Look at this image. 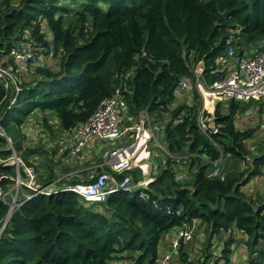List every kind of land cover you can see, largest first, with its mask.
Returning <instances> with one entry per match:
<instances>
[{
	"label": "trees",
	"instance_id": "1",
	"mask_svg": "<svg viewBox=\"0 0 264 264\" xmlns=\"http://www.w3.org/2000/svg\"><path fill=\"white\" fill-rule=\"evenodd\" d=\"M238 28L240 42L264 37V0H0V59L16 69L11 53L22 41L34 53L20 75L15 101L13 85L0 79V126L6 132L0 131V192L5 193L0 194V264H158L171 251L176 234L171 231L187 221H196L194 235L205 238L204 248L193 259L182 242L169 264H230L238 245L244 246L241 255L246 253L243 264H264V192L245 187L263 173L264 138L252 150L248 142L260 138L257 128L240 129L236 121L254 108L263 116L264 102L229 100L223 106L220 101L214 114L219 130L209 138L198 124V91L191 104L174 94L200 62L207 81L217 79V57ZM43 56L52 59L45 62ZM135 66V77L126 83V125L147 109L162 123L160 141L172 154L165 161L164 155L156 158L159 172L147 187L118 190L89 204L63 190L82 180L62 178L56 187L60 176L50 165L38 171L37 181L40 188H53L51 194L35 195L25 184L12 187L18 169L7 159L17 152L26 165L36 166L46 153L25 144L24 128L37 126L30 114L43 112L46 128L54 116L69 132L87 121L120 84V74ZM12 130L21 135V147L9 135ZM227 155L247 160V167L224 170ZM186 156L188 172L181 181L178 167ZM220 158L224 179L212 174V161ZM97 170L96 177L110 167ZM20 173L26 177L23 169ZM114 174L120 181L129 174L132 182L143 179L140 169ZM216 242L221 243L215 251Z\"/></svg>",
	"mask_w": 264,
	"mask_h": 264
},
{
	"label": "built area",
	"instance_id": "2",
	"mask_svg": "<svg viewBox=\"0 0 264 264\" xmlns=\"http://www.w3.org/2000/svg\"><path fill=\"white\" fill-rule=\"evenodd\" d=\"M239 32L238 28L229 33L224 51L217 57L218 66L214 71L218 75L217 79L209 83L204 76V63L200 62L195 68L193 77L190 79L181 78L174 91L176 99H183L186 96L189 104H191L190 99L193 91L195 89L198 91L202 101L198 124L202 132L209 138L219 130V125L211 111H214L215 114L216 105L220 101H255L258 104L264 102V37L250 45L240 42ZM31 49V44L28 41H22L20 49L11 53L14 63L17 65L16 69H13V65L5 66V63H9V59H0V79L7 81V85H14L12 101L17 99L18 93L22 90L19 86L20 75L28 70L29 61L34 58ZM146 55L147 52L143 51L142 56ZM137 69L138 66H135L133 69L121 73L120 84L115 87L113 93L100 102L94 114L87 121L79 123L69 131L72 154H88V146L95 141L107 146L106 149L102 147L100 152L104 158V162L100 165H107L110 170H104L97 177L96 175L91 176L89 182L82 180L64 189L72 190L89 204L103 202L109 194L118 190L133 192L136 187H147L154 180L152 176V169L155 165V158L152 157L154 147H159L163 151L166 156L164 161L172 155L160 141L163 125L155 123L152 114L147 109L140 111L134 122L126 125L128 115L126 83L135 77ZM210 100H215L212 104L213 110L208 107ZM1 129L3 128L0 126V131ZM1 133L5 135L6 132L4 130ZM108 144L112 146L109 148ZM10 146L12 147V144ZM145 152H147V156L142 157L141 155ZM14 156H16L14 158L16 163H13L18 169V175L15 178L16 187L19 188L25 184L35 190V195L53 192V188L47 189L38 186V174L34 166L26 165L16 155V152ZM14 156L7 159L6 162L12 160ZM187 158L186 156L183 159V165L179 167L177 178L184 179L186 177ZM212 164L213 174L224 179L222 158L212 161ZM242 164L246 166L247 162L243 161ZM22 169L25 171L26 177L21 176ZM134 169H140L143 175L150 177L135 183L132 182L130 174L121 181L114 174ZM0 194L3 197L5 195L2 192ZM142 195L146 196V193L142 192ZM195 228L196 221H187L177 227L176 234L170 241L171 251L159 259L158 264H169L173 252L179 248L180 244L188 243L193 239Z\"/></svg>",
	"mask_w": 264,
	"mask_h": 264
},
{
	"label": "rangeland",
	"instance_id": "3",
	"mask_svg": "<svg viewBox=\"0 0 264 264\" xmlns=\"http://www.w3.org/2000/svg\"><path fill=\"white\" fill-rule=\"evenodd\" d=\"M254 43L255 42L246 43V44L253 45ZM43 58L45 59V62L51 61V59H52L50 56H43ZM11 87H12V85H11ZM13 87H14V85H13ZM241 102H243V101H241ZM175 103H177V100L175 101ZM227 103H228L227 101H223V106L226 105ZM212 104H213L212 100H210L208 105H209V108L211 110H213ZM254 111H255V108H254ZM211 113H212V116L215 118L214 111H211ZM29 117H30V122L35 120V122H36L35 124L37 126L31 127L30 129L27 128L26 132L28 133V135H27L28 139L25 141H26L27 145L37 144V145L43 147V149H44L43 151L46 153L44 154L45 155L44 158L41 160L42 166H44V165L55 166L56 168L59 169V171L57 170L56 174L58 176L62 175V178L65 181H71V180H73V178H79L83 181H86L82 177H86L89 174H92L91 176H94L93 173L96 174L98 172V170H96L93 167L95 166L94 165L95 162H96V164L99 162H104V158L102 157V155L93 156V158L96 159V160H94V159L89 158V154H72V153L68 154L67 152L65 153V151H67V150L69 151V147L65 146V143L63 141V138H64L63 130H62V127L59 126V121L56 119V117L52 116V122H51L52 126H50L48 128L44 127L43 124L41 123V120H43V118H44L43 112H33L32 114L29 115ZM249 117H253L250 122H251V124H253L257 128L256 131H258L261 128L262 129L264 128V125H263L264 124V117L263 116H260V114L257 113V120H255V116L251 115ZM39 120H40V122H39ZM238 120H239L238 125L241 126V124L245 121V117H241ZM159 124H162V123H159ZM243 127H245V125H243ZM248 127H253V126L250 125ZM34 130H35V133L32 135V132ZM1 131L4 132L3 129H1ZM8 133H9V135H11L14 138V141L18 143V145H16V147H21L22 145H24V142H23L21 135H19L16 130L9 131ZM263 134H264V131H262V135ZM257 136H259V135H257ZM259 140H262V139L257 138V139H255V141L248 142L251 145L252 150H254L256 147H258V145H259L258 141ZM111 146H112L111 144H108L109 148ZM154 149L156 151L155 150L152 151V157H154L155 159L164 155L163 151L159 147H155ZM94 150H96V147ZM16 155L19 158H21V156H19V153L16 152ZM146 156L147 155H144L142 157H146ZM148 157H150L149 154H148ZM165 157L166 156L164 155V159H165ZM14 158H16V156H14L13 159L10 160L9 162L10 163H13V162L16 163V159H14ZM21 159H23V158H21ZM51 163H53V164H51ZM225 163H226L225 164V170L227 169V164H228L230 166V168L227 169V171H230V172L235 171V169H237L238 167L242 168L241 161H239V160L235 161L234 159L229 157V155H227ZM34 167H35L36 172L38 174V171L40 172L41 166L37 164ZM86 169H88L89 171ZM81 173H84L85 176H82V177L79 176V174H81ZM141 174L143 175L142 172H141ZM154 175H155V172H154ZM144 176L145 175H143V178H144ZM178 179L181 181H184L185 178L180 179L178 177ZM12 187L17 189L15 184L14 185L12 184ZM136 191H138L137 187L134 188L133 192H136ZM21 195L22 194H20L19 199H21ZM17 196H19L18 192L14 195V197H17ZM196 228H197V226H196ZM196 228H195V230H196ZM199 237H200V235L198 233H196V235H194L193 239L191 240L192 242L191 241H189L190 243L188 242L190 244V247L201 248L203 246L204 240H199ZM220 243L221 242H218V243L216 242V246L213 248V250H215V251L218 250V248L220 247ZM197 244L199 246H197ZM163 245H164V243H163ZM243 247H244L243 245H238V248H237L238 252L234 254L233 263L231 262L230 264H243V263H245L246 253H243V255H241L242 254L241 249H243ZM198 250H200V249H197L193 253V255H192L193 259L197 255ZM240 250H241V252H240ZM117 264H120V263H117ZM122 264H124V262H122ZM221 264H225L224 261Z\"/></svg>",
	"mask_w": 264,
	"mask_h": 264
},
{
	"label": "crops",
	"instance_id": "4",
	"mask_svg": "<svg viewBox=\"0 0 264 264\" xmlns=\"http://www.w3.org/2000/svg\"><path fill=\"white\" fill-rule=\"evenodd\" d=\"M255 116V120H257V113L254 111V110H250V111H247V112H245V113H243V114H240L239 116H238V118H237V126L240 128V129H244V128H247L248 126H250V125H252L253 127H255L253 124H251V120H252V118L253 117H249V116ZM256 114V115H255ZM241 117H245V121L241 124V126H239L238 124H239V120L238 119H240ZM263 117H264V115H263ZM243 125H245V127H243ZM264 125V124H263ZM29 128V127H28ZM30 129V128H29ZM262 131H264V128L262 129H259L257 132H256V136L257 135H259V136H257V137H260V138H264V134L262 135ZM35 133V130L32 132V135ZM62 133V132H61ZM69 132H64L63 131V135H64V138H63V141H64V143H65V146H67V147H69V151L67 152L68 154L69 153H71V147H72V144H71V139H70V137H69ZM62 139V138H61ZM25 144H27L26 143V141H25ZM95 147H96V150H94L95 149ZM102 147H104V149H106L107 148V146L106 145H104V144H102V143H100V142H97V141H95V142H92V143H90V145L88 146V148H87V151H88V154H89V158L90 159H94L93 158V156H95V155H100V152L102 151ZM62 150V149H61ZM91 154V155H90ZM147 154V153H146ZM226 158H227V156L225 157V162H226ZM42 159H40L39 160V162L37 163L38 165H40L41 166V168H40V171H41V173H43V172H45L46 170H47V168H49V166H47V165H44V166H42V161H41ZM94 160H96V159H94ZM51 164H53V163H51ZM101 163L99 162V163H97L96 164V162H95V166L93 167V168H95L96 170H97V167L100 165ZM181 165H183V162L181 163ZM224 166V165H223ZM179 168V167H178ZM230 168V166L227 164V169H229ZM56 169V172H57V170L59 171V169L58 168H55ZM61 170V169H60ZM85 170V169H84ZM86 170H88V169H86ZM212 170H213V167H212ZM224 170H225V168H224ZM89 171V170H88ZM154 172H155V175H157L158 174V172H159V170L158 169H154V167H153V169H152V176H155L154 175ZM187 172H188V167H187ZM86 173V172H85ZM94 174V173H93ZM89 175H92V174H89ZM89 175H87L86 177H82V176H85V174L84 173H81V174H79V176H81L82 178H84L85 180H87V178H88V176ZM178 175V174H177ZM60 177L58 178V180L56 181V187H60L59 185H60V183L58 182L60 179H62V175H59ZM187 176V175H186ZM150 176L149 175H145L144 176V179H148ZM154 178V177H153ZM186 178V177H185ZM45 185V184H44ZM62 186V185H61ZM246 188H248L249 189V193H256L257 191H259V190H261L262 192H264V170H263V173L261 174V175H258V176H256V177H254L253 179H251L250 180V182L248 183V185L247 186H245ZM172 232H175V229H173V231H171V233ZM199 240H204V242H205V238L203 237V236H201L200 235V237H199ZM192 242V241H191ZM204 242H203V246L201 247V248H199V247H190V242L189 243H187V245H188V250L189 251H191V253H192V255H193V253L197 250V249H200V250H198L197 251V255H200L201 254V249H203L204 248ZM164 245H168V240H167V238L165 239V241H164ZM197 246H199L198 244H197ZM241 250H243V249H241ZM241 250H240V252H241ZM196 255V256H197ZM118 263H120V264H122V262H118Z\"/></svg>",
	"mask_w": 264,
	"mask_h": 264
},
{
	"label": "clouds",
	"instance_id": "5",
	"mask_svg": "<svg viewBox=\"0 0 264 264\" xmlns=\"http://www.w3.org/2000/svg\"><path fill=\"white\" fill-rule=\"evenodd\" d=\"M222 102H223V101H222ZM254 102H255V101H254ZM255 105H260V104H258L257 102H255ZM215 110H216V108H215ZM133 122H134V121H133ZM133 122H132V123H133ZM155 160H156V159H155ZM243 161H246V162H247V160H243ZM243 161H242V163H243ZM222 162H223V160H222ZM242 163H241V164H242ZM247 165H248V162H247ZM247 165L244 166V165L242 164V167L245 168V167H247ZM188 166H189V165H188ZM213 170H214V167H213ZM213 170H212V171H213ZM178 172H179V171H178ZM224 173H225V172H224ZM177 174H178V173H177ZM212 174H213V173H212ZM213 175H214V174H213ZM214 176H216V175H214ZM55 188H56V187H55ZM65 188H66V187H65ZM138 189H143V188L140 187V188H138ZM63 190H64V189H63ZM142 192H143V191H142Z\"/></svg>",
	"mask_w": 264,
	"mask_h": 264
},
{
	"label": "bare ground",
	"instance_id": "6",
	"mask_svg": "<svg viewBox=\"0 0 264 264\" xmlns=\"http://www.w3.org/2000/svg\"><path fill=\"white\" fill-rule=\"evenodd\" d=\"M24 42H27V41H24ZM214 102H215V100H212V103H214ZM208 107H209V105H208ZM146 153H147V152H145V153L142 154L141 156L147 155ZM67 187H69V186H67ZM69 191H72V190H69Z\"/></svg>",
	"mask_w": 264,
	"mask_h": 264
},
{
	"label": "water",
	"instance_id": "7",
	"mask_svg": "<svg viewBox=\"0 0 264 264\" xmlns=\"http://www.w3.org/2000/svg\"><path fill=\"white\" fill-rule=\"evenodd\" d=\"M27 128H28V127H25V128H24V131H26V130H27Z\"/></svg>",
	"mask_w": 264,
	"mask_h": 264
}]
</instances>
